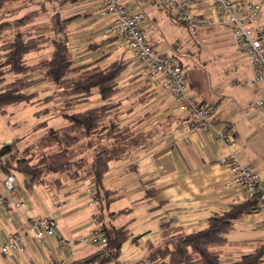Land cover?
<instances>
[{
  "label": "crops",
  "instance_id": "0c3cea01",
  "mask_svg": "<svg viewBox=\"0 0 264 264\" xmlns=\"http://www.w3.org/2000/svg\"><path fill=\"white\" fill-rule=\"evenodd\" d=\"M57 2L13 0L0 8V19H12L31 10H40L22 28L27 35L38 36L51 33L50 17L59 10L63 17L70 19L68 40L73 68L83 65L104 67L119 58L130 61L118 80L113 102L119 104L117 112L121 126L139 135L128 152L110 162L103 185L112 191L111 197L114 199L106 206L100 199L90 205L92 194L88 189L92 187L94 194L97 193L95 176L88 173L90 167L87 165L81 176L53 173L36 182H28V176L18 170L8 172L2 168L0 195L7 197L9 205L0 213V264H27L28 261L67 264L85 257L100 248L89 239L104 221L117 227L125 226L129 230L130 238L123 244L121 260L135 262L147 254L151 243L160 244L168 238L171 228L191 231L203 227L214 213L246 201V192L231 184L232 171L224 161L234 154L243 164L260 172L264 179V160L255 158L239 140L241 132L246 134L252 124H264V110H258L254 104L257 98L264 96V86L251 83L254 70L250 60L239 50L240 58L247 59L251 68L250 71L240 69L236 60L235 69L244 78L245 84L233 81L229 87L211 81L207 72L190 71V66L185 64L189 92L199 100L213 104L215 115L209 129L184 133L182 125L185 113L178 110L174 98L163 90L159 78L149 76L134 54L121 47L119 38L103 43L96 50L89 48L92 42L112 37L107 32L114 18L101 13L100 1L73 0L62 8ZM123 2L132 12L146 13L142 23L143 32L156 49L166 42L171 48L172 44L178 43L173 38L175 32L171 21L176 19L172 10L157 7L156 0ZM199 10L204 12L202 8ZM182 25L188 29L185 24ZM219 30L230 35L233 42L231 33L219 25L202 28L199 32L217 33ZM12 34L9 31L5 37ZM50 55L51 48L45 47L30 53L28 61L36 63ZM40 76V73L34 74V77ZM13 77L11 75L10 79ZM235 85H249L251 94L245 96L247 90H239V96L244 93V96H240L241 101L232 98L230 92L236 94V91L230 88ZM52 90L50 82L39 81L27 91L40 92L44 96L51 94ZM64 99L65 96H56L53 101L38 108H59ZM101 104L102 99L95 92V96L83 107ZM34 107L20 104L8 107L6 113L0 112V150L15 144L18 154L29 149L31 140L42 130H35V125L49 121L54 115V111H51L38 117L35 115L37 109L33 112L34 120L24 117V111ZM227 126L235 131L236 143L233 146L220 138V133ZM44 150L48 151L47 147ZM11 154L8 153L6 157ZM9 174L16 176L12 193L4 186ZM100 204L103 206L101 213ZM111 213L114 214L109 215ZM45 216L56 218V231L45 233L39 239L28 231L27 225L31 219ZM11 233L23 235L25 248L24 251H13L6 255L1 248ZM61 238H65L68 245L63 246ZM263 242L264 214L255 209L241 217L227 234V243L221 247V259L225 264L236 261Z\"/></svg>",
  "mask_w": 264,
  "mask_h": 264
},
{
  "label": "trees",
  "instance_id": "16d2710c",
  "mask_svg": "<svg viewBox=\"0 0 264 264\" xmlns=\"http://www.w3.org/2000/svg\"><path fill=\"white\" fill-rule=\"evenodd\" d=\"M10 1L13 0H0V8ZM51 1L55 3L57 0ZM71 1L58 0L57 4L62 8ZM38 11L31 10L12 19H0V112L6 113L8 107L20 104L41 107L56 96H65L58 113L67 124L62 131L49 127L46 135L40 139L42 144L50 142L58 145L57 150L42 149L40 153H35L32 145L25 153L18 154L16 144L1 149L2 168L8 172L11 169L18 170L36 182L53 173L81 176L89 164L88 173L95 176L97 199L106 206L114 199L111 197L112 191L103 185L110 162L128 152L139 135L121 126L117 112L119 104L113 102L118 80L130 61L119 58L104 67L83 65L73 68L68 40L70 19L63 17L59 10L50 17V34L29 36L23 31L22 28L37 16ZM9 31L13 34L6 38ZM113 39L115 36L92 42L89 48L96 50ZM45 47L51 48V55L36 63H29L28 55ZM177 48L178 43L172 44V55L182 61L185 69L187 66L177 53ZM35 73L41 76L34 77ZM8 75L14 77L8 80ZM39 81L50 82L53 92L41 96L40 92L27 91ZM95 92L102 99V104L83 107L95 96ZM51 111V108L39 109L35 115L39 117ZM47 123L39 122L35 129L46 127ZM82 141L89 149V154L85 155L90 156L89 159L74 150ZM102 209L100 204L99 213ZM255 209L256 199L253 197L214 213L203 227L191 231L171 228L168 238L160 244L151 243L147 254L135 262L121 260L123 244L130 238L129 230L125 226L117 227L104 221L101 227L106 242L94 252L67 264H165L166 261L167 264H225L221 259V247L227 243V234L235 228V223L241 217ZM263 261L264 242L228 264H261Z\"/></svg>",
  "mask_w": 264,
  "mask_h": 264
},
{
  "label": "built area",
  "instance_id": "2783aa9c",
  "mask_svg": "<svg viewBox=\"0 0 264 264\" xmlns=\"http://www.w3.org/2000/svg\"><path fill=\"white\" fill-rule=\"evenodd\" d=\"M101 13L111 15L113 24L107 34L121 40V47L129 49L152 78H159L163 90L174 98L179 111L185 113L182 131L188 133L194 130H207L212 126L215 106L205 103L189 92L186 72L180 59L172 54L159 52L146 38L142 23L146 18L143 11L132 12L123 0H99ZM155 5L174 12L176 21L185 24L191 35H196L200 29L219 25L231 33L234 44L252 63L254 75L251 83L264 86V0H156ZM200 8L204 12H200ZM257 109H264V96L254 102ZM220 138L229 146L236 143L235 131L227 126L220 133ZM224 163L232 171L233 186L246 192V198L256 199V210L264 214V179L260 172L252 166L243 164L236 155H230ZM2 164L0 162V170ZM28 182L30 178L28 177ZM16 176L9 174L4 180L5 188L12 193L15 189ZM90 205L97 201L93 188ZM9 201L0 195V213L6 209ZM60 208V206L58 207ZM57 221L54 216L31 219L27 229L36 238H42L45 233L56 231ZM89 242L104 244L106 235L98 226ZM65 246L68 242L60 239ZM22 234L11 233L7 236L1 250L9 255L13 251H24ZM27 264H37L28 261ZM44 264V263H40Z\"/></svg>",
  "mask_w": 264,
  "mask_h": 264
},
{
  "label": "rangeland",
  "instance_id": "374dc122",
  "mask_svg": "<svg viewBox=\"0 0 264 264\" xmlns=\"http://www.w3.org/2000/svg\"><path fill=\"white\" fill-rule=\"evenodd\" d=\"M171 24L174 27L173 30L175 32L173 38H176L175 40L178 41L177 53L182 57L184 63L190 66V71L192 70L194 73L207 72V75L211 76V81L223 86L229 87L233 81H240L241 84H245L244 78L240 76L238 70L236 71L234 64L235 61L238 60L236 64H240V69L246 71H250L251 64L247 59L240 58L239 49L232 42L230 35L219 30L217 33L200 31L196 36H193L189 34L188 29L184 25L177 23L174 19H172ZM168 43L166 42L165 45H160L158 47L159 50H157L161 53L172 54L174 51ZM232 57H234V59ZM193 66L195 67L193 68ZM6 78L9 80L11 75H8ZM243 85H235L233 88L231 87L230 90L236 91V94L230 92V96L241 101L240 96H244V93L239 96V92L237 91L245 89L247 90L245 96H247V93L251 94V87L249 85ZM34 108L35 109L29 108L27 111H24L26 112L24 113V117L34 120L35 115L33 112L39 109L38 107ZM53 111V118L47 121V126L40 128L42 129L39 130L40 134L38 133L39 135L36 136L34 140H31L32 144L30 146H34L33 150L35 153H40L41 150H44L46 147L48 151L58 149V145L56 144L54 145L50 142L42 144V141H40V139L46 135L49 127L62 131L64 126H66V121H64L62 116L58 114V107L53 108ZM247 129L248 132L246 134L241 132L239 140L247 146L248 150L255 158L261 157V159L264 160V124L262 126H260V124L258 126L252 124ZM74 150L77 154L88 159L90 158V156H85L86 154H89V149L86 148L85 141L77 144ZM95 245L100 247L102 244L96 243Z\"/></svg>",
  "mask_w": 264,
  "mask_h": 264
}]
</instances>
